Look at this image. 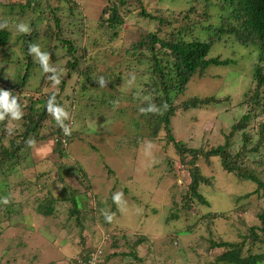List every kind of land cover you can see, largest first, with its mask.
I'll list each match as a JSON object with an SVG mask.
<instances>
[{
    "label": "rangeland",
    "instance_id": "rangeland-1",
    "mask_svg": "<svg viewBox=\"0 0 264 264\" xmlns=\"http://www.w3.org/2000/svg\"><path fill=\"white\" fill-rule=\"evenodd\" d=\"M33 1L37 7L21 11L18 4L23 0H0V21L7 19L9 26L6 29L12 36L8 46L13 47L16 53L20 51L16 48L19 42H14L19 37L15 24L23 21L30 25L31 18L42 15L44 18L38 22L37 28L43 29L49 24L54 25L55 15H62L60 10L68 9L62 0ZM79 1L81 10L78 9L75 16L77 24L86 18L90 26L94 25L106 4L105 0ZM137 4L155 14L160 13L158 9L168 11L164 12L166 18H171L177 16L176 12L184 10L186 1L139 0ZM58 5L64 8L57 10ZM141 10L135 6L133 14L125 19L122 26L125 43L137 36L140 27L145 31L156 30L154 20L139 15ZM211 21L215 24V17ZM65 26V35L73 36L72 26L69 23ZM200 34L202 38L207 37L203 32ZM224 40V44L222 41L213 43L210 55H221V59L230 58L234 62L227 66L211 65L203 74L198 73L191 79L183 93L174 100L176 111L169 125L171 134L175 141L183 142L185 148L194 150H206L228 140L229 150L238 155L237 164L255 170L264 180V162L257 163L264 160V131L261 133L264 86L256 92L258 103H249L250 97L256 95L252 73L260 52L256 53L257 46L240 44L230 36L226 38L225 35ZM8 54L0 48V56L13 59ZM77 55L80 57L81 53L78 51ZM112 62L111 55L100 54L99 63L103 69ZM13 74L11 63L0 62L2 82L7 79V82L16 81L21 78L22 70ZM75 80L77 74L72 73L65 91L60 94L73 122L69 143L61 145L68 151L56 145L55 136L49 135L50 130L47 132L48 139L36 143L16 170L7 176L0 174V186L5 192L10 191V208L16 211L10 221L15 225H7L9 218L6 215L2 223L0 264H67L79 253H84L82 251L86 246L96 247L102 243L104 236H108L110 241L104 254L111 253L113 236L120 245L119 252H128V247L144 238L135 249L140 260L121 256L114 260V264H211L216 254L208 252L207 244L202 240L195 242L196 238L199 240L197 236L204 238L211 229L216 236L226 232L227 239H236L239 231H246L244 224L251 225L256 221L255 213L261 205L257 194H254L257 185L250 180L241 181L225 171L219 157L206 159L199 155L195 159L194 166L209 182L201 183L199 188L208 205L196 200L190 203L192 199L187 201L191 180L187 165L195 154L180 155L176 146L168 140L160 115L154 114L141 122L147 128L135 141L134 150L131 144L129 148L126 146L127 142L120 138L122 128L118 123L121 119L116 117V112L120 108H127L130 112L134 102L132 84L126 85L117 100L99 106L87 100L86 95L78 93L74 103L70 95L76 87ZM134 95L139 94L136 92ZM194 98H207L209 101L197 107H181L183 101ZM142 101L146 100L143 97L137 100ZM163 105L157 104L162 113L165 112ZM246 114L245 127L233 130V125H238ZM156 123L158 130L153 134ZM83 175L88 177L93 192L100 199L108 195L109 190H112V196L116 192L123 193L124 202L114 215L110 232L97 221L101 212L95 209L96 212H88L84 216L81 227L76 225V217L69 213L70 203L63 197V189L84 192ZM2 178L7 181V187L3 186ZM48 190L55 198L63 197V200L55 201V216L40 214L36 207L46 203ZM246 195L250 196L245 201ZM0 196H3L2 191ZM93 203L90 202L89 207H95ZM5 205L0 203L1 216L5 214ZM212 213L221 214L224 218L215 220L216 223L208 229ZM23 215L24 222L20 225L33 223L35 230L25 231L17 224ZM172 215L174 217L170 218ZM187 226H192L190 234L185 233ZM231 228H236V233L230 232ZM81 235L86 239L85 246L80 242ZM196 244L200 245L198 249L194 248Z\"/></svg>",
    "mask_w": 264,
    "mask_h": 264
},
{
    "label": "trees",
    "instance_id": "trees-1",
    "mask_svg": "<svg viewBox=\"0 0 264 264\" xmlns=\"http://www.w3.org/2000/svg\"><path fill=\"white\" fill-rule=\"evenodd\" d=\"M138 1L105 0L106 4L102 7L99 18L94 25L90 26L86 18L82 19L81 24H77L75 16L77 10H81L80 5L73 0H62V2H66L68 9L60 10L61 16L55 15L53 26L49 24L43 29H39L37 28L38 22L42 21L41 18L44 17L39 15L40 17L31 18L30 27L32 31L30 35H19L14 40V42H19L17 46L13 45L20 51L18 53L13 51V47L8 46V42L12 38L10 31L6 28L0 29V48H3L5 52H9L8 55L13 57V59H9L6 56L5 58L0 56V62L13 65V76L17 74L19 69L22 70L21 78H17L16 81L7 82V79L4 83L0 80V89L8 90L16 95L24 112L22 120L15 122L17 127L11 136L7 133L8 121L0 122V174L7 176L25 160L26 153L32 149L25 143L29 139H34L36 143H39L48 139V136L51 135L55 136V139H59L56 141V145L61 147L63 132L56 125L55 120L48 115L45 105L49 97L55 94L56 103L65 108L60 94L65 91L68 81L72 78V73L77 74L76 87L72 92L73 95H70L74 103L78 93L86 95L87 100L93 103L96 102L95 104H99V106L117 100L134 74L135 81L132 83L131 91L134 102L130 112L127 108H120L116 112V117L121 119L120 124L118 123V126L122 128L120 138L129 143H126L128 148L131 144L134 150L135 141L147 128L141 122L154 115L151 113L142 115L139 109L147 107L149 103L155 105L158 103L167 104V109L160 115V120L164 123L168 140L176 146L181 156L185 157L186 153L195 154L189 161V165H187L191 177L188 185L189 198L187 201L192 199L190 203L196 200L208 205L199 188L201 183L208 184L209 182L207 178L200 174V169L194 166L195 159L202 155L206 159L209 157L221 158L222 167L225 171L236 175L241 181L250 180L255 183L257 188L254 194H257L260 200L259 203H261L255 213L254 219L256 221L251 225L244 224V226H247L246 231H239L236 239H227L226 232L216 236L215 231L213 234L210 229L206 237L197 236L199 240L196 238L195 242L202 240L207 244V251H213L212 253L216 254L211 264H264V180L259 178L260 174H257L253 169L237 164L238 155L231 153L228 148V140L224 144L206 150L189 149L185 148L183 142L175 141L169 126L171 117L175 116L176 111V107L173 106L174 100L183 93L196 74H203L211 65L227 66L234 62L230 58L221 59V55H210L213 43L220 41L223 43L225 35L226 38L230 36L240 44L255 45L257 46L256 53L259 54L260 52V55L256 56L257 62L254 64L252 73L253 81L256 82V95L250 97L249 100V103H258L256 92L264 86V66H262L264 62V0H185L184 10L176 12L177 16L171 18H166L164 12L168 11L162 9L157 10L160 12L158 14H155L154 11H145L141 4H137ZM18 5L21 11L25 8L34 9L37 7L33 0H23ZM135 6L142 8L139 13L141 17L155 21L156 30L145 31L143 27H140L137 36L129 43H125L122 37V26L125 19L133 14ZM63 8V6L58 5L56 9ZM213 17L216 19L215 24L211 21ZM67 23L72 26L73 36L65 35V28L63 27ZM160 32L164 33L161 34ZM202 32L207 36L206 38H202L200 34ZM30 43L39 44L41 51L49 52L50 63L61 70V83L58 87L51 88L52 83L47 79L48 74H44L39 64L29 55L28 46ZM78 51L81 53L80 57L77 55ZM100 54H109L113 57V62L107 68L103 69L100 66ZM93 66L96 68L94 69ZM101 76L106 77L105 87H100L97 83V78ZM136 92L139 95H134ZM247 95H249L248 92ZM142 97L144 99L148 97L149 99L137 102ZM208 101L207 98H194L188 101L185 100L180 105L186 109L204 105ZM262 112H264V107ZM247 118L248 115H244L242 121L238 125H233L232 129L237 130L245 127ZM65 123L68 124L69 121H65ZM50 130L52 131L48 135L47 132ZM157 130L158 124L156 123L152 133L156 134ZM263 131L264 124L261 126V133ZM66 140L69 143L68 137ZM62 150L68 151L67 148H62ZM62 150H60L61 155L65 156ZM261 162H264V160L262 159L257 163ZM81 171L82 174L85 173L82 168ZM83 178L84 192L71 191L70 188L66 187L63 189V197L70 203L69 213L71 216L76 217V225L81 227L84 216L88 212L91 214L97 210L101 212L97 221L106 231L110 232L109 227L114 220L111 223L106 222L102 211L114 215L118 213V206L112 200V190H109L108 195L100 199L98 194L93 192L88 177L83 175ZM2 182L3 186L7 187L5 178H2ZM4 190L0 186V191L3 193V196L0 197L7 196L9 198L10 191L5 192ZM249 196H244L243 200L246 201ZM63 197L55 198L48 190L45 198L46 203L39 202L40 204L36 206L38 212L45 216H55V201H61ZM90 202H94L95 207H89ZM8 204L4 206L6 207L4 209L5 214L0 215V231L3 227L2 223L5 215L9 218L6 221L7 225L16 224L14 222L10 224V221L14 218L13 213L16 211L10 208L12 201H9ZM212 216L208 223V229L217 220L224 218L223 215L218 213H212ZM172 217L174 215L170 218ZM24 218L23 215L17 224H22ZM93 218L91 220L94 222L95 219ZM21 227L25 231L35 230L33 223ZM233 231L236 233V228L230 229V232ZM104 239L109 240L108 236H104ZM141 241H144V238L138 239L137 243H133L131 247H128V252H119L120 245L113 236L111 253L108 251L100 258L98 264H114V260L121 256H130L135 260H140L135 249ZM80 242L85 246L86 239L82 235L80 236ZM96 247L93 245L86 246L82 251L84 253H79L73 260L70 259L72 261L69 260L70 262H67V264H78L79 259L87 260L86 258ZM198 247L200 245L196 244L194 246L195 249H198ZM216 250H222V252L216 253Z\"/></svg>",
    "mask_w": 264,
    "mask_h": 264
},
{
    "label": "clouds",
    "instance_id": "clouds-1",
    "mask_svg": "<svg viewBox=\"0 0 264 264\" xmlns=\"http://www.w3.org/2000/svg\"><path fill=\"white\" fill-rule=\"evenodd\" d=\"M78 5H80L79 0H73ZM9 24L7 19L0 21V29L8 28ZM15 32L18 35H30L32 29L30 25L26 22H18L15 24ZM28 53L31 55L35 62L39 64L42 72L47 75V79L51 81L52 85L54 87H58V85L61 83V70L57 67L53 66L50 61V54L49 52L41 51L40 45L36 43H30L28 46ZM135 81V75L133 74L131 76V79L128 81V84L131 86V84ZM97 82L100 87H105L107 81L104 79V77H98ZM146 100L149 99L148 97L145 98ZM164 110L167 109V104H164L162 106ZM45 110L56 122V125L62 130L63 137H62V143L63 145H67V137L71 135L73 129L72 125L73 122L68 113V111L65 110L64 107H61L56 103V95L53 94L49 97V99L46 102ZM139 112L142 115H147L149 113L156 114V115H162L161 107H158L154 103H149L147 107H141L139 109ZM24 116V112L21 108L20 103H18V97L16 95H13L8 90L0 89V122L8 121L7 123V133L9 136L13 135L15 132V129L17 127V124L15 122H19L22 120ZM70 120L69 123H65V121ZM71 125V126H70ZM59 140L56 138V141ZM28 147H34L35 146V140L29 139L25 142ZM62 145V146H63ZM113 203H115L118 207L124 202L123 193L122 192H116L112 196ZM0 203L8 204L9 198L3 197L0 198ZM102 214L104 215V218L106 222L111 223L114 217V214L109 213L107 211H102ZM186 234H190L192 231V226H187L186 228ZM110 241L104 239L102 243H100L93 252L100 249L102 253L99 254V260L101 257H103L104 250L106 246L108 245ZM92 252V253H93Z\"/></svg>",
    "mask_w": 264,
    "mask_h": 264
},
{
    "label": "built area",
    "instance_id": "built-area-1",
    "mask_svg": "<svg viewBox=\"0 0 264 264\" xmlns=\"http://www.w3.org/2000/svg\"><path fill=\"white\" fill-rule=\"evenodd\" d=\"M102 253L100 249L96 250L95 252L91 253L87 260L79 259L77 261L78 264H98L99 262V254Z\"/></svg>",
    "mask_w": 264,
    "mask_h": 264
}]
</instances>
